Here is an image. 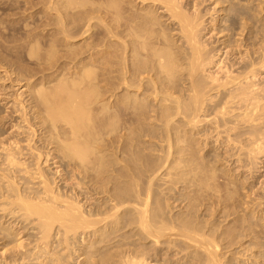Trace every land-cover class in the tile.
Wrapping results in <instances>:
<instances>
[{"label": "bare ground", "instance_id": "1", "mask_svg": "<svg viewBox=\"0 0 264 264\" xmlns=\"http://www.w3.org/2000/svg\"><path fill=\"white\" fill-rule=\"evenodd\" d=\"M263 75L264 0H0V264H264Z\"/></svg>", "mask_w": 264, "mask_h": 264}, {"label": "rangeland", "instance_id": "2", "mask_svg": "<svg viewBox=\"0 0 264 264\" xmlns=\"http://www.w3.org/2000/svg\"><path fill=\"white\" fill-rule=\"evenodd\" d=\"M215 34H216V33H215ZM221 37H222V35H218V36H216L215 38H213V39H214L213 41H217V40H219ZM261 79H262V80L264 79V75L261 77ZM263 84H264V81H263ZM0 85H1V84H0ZM6 85L9 86V83L6 84ZM8 91H9V90H8ZM8 91H7V92H8ZM8 93H9V94H13L12 91H9ZM6 127H8V125H7ZM9 131L12 132L13 130H9ZM11 132H9V133H11ZM9 133H7V134H9ZM219 152H220V153H219ZM218 153L221 154V155H222V153H223V155H224V152L221 153V150L218 151ZM213 154H214V152H213ZM213 154L211 153V155H213ZM223 155H222V156H223ZM224 156H225V155H224ZM233 160H234V163H233ZM233 160H232L233 165H236L237 167H236V166H233L232 164H229L230 166H228V165H227V166H228L230 169H232L233 171L236 170L235 172L232 171V173H235V174H236L237 171H238V173L242 172V173L244 174V176H242V177H240V178H241L242 181H244L245 175H246L247 177L249 176L248 173L246 172L247 170L245 169V170H246V171H245V170L243 169V171H240L239 166H238V162H236L235 159H233ZM235 162H236V164H235ZM231 165H232V166H231ZM234 167H235V168H234ZM236 168H237V169H236ZM234 169H235V170H234ZM241 169H242V168H241ZM262 171H264V169H263ZM259 175H260V173H258L257 176L259 177ZM243 177H244V178H243ZM263 179H264V178H263ZM263 179H261V181H262ZM258 188H259V186H258ZM177 192H178V190H177L175 193H174V192L171 193V194H172L171 196H173V194H174V196H173V199H174V200L171 201L172 203H174L173 201H175L174 204H176V203L178 204V203H179V199H180V197H181V199H182V196H181V195H182V194H181L182 192H178V193H177ZM177 195H178V196L180 195V197H177ZM175 198H176V199H175ZM182 200H183V199H182ZM171 202H170V203H171ZM180 202H181V204L179 203L178 206H179V205H180V206L182 205L181 207H177V204H176V206H175L174 204L171 203L172 206L174 205V206L177 208V209H176V208L173 207V209H175V210H173V211H176V212H174L175 214H177V212H180V209H183V206H185V204H186L184 201H183V202H184V205H183V202H182L181 200H180ZM178 208H179V209H178ZM172 213H173V212H172ZM174 213H173V214H174ZM198 214H200V213H198ZM30 233H32V232H30ZM27 239H28V238H27ZM29 240H30V239H29ZM31 240H32V239H31ZM32 242H33V241H32ZM165 252H166V251H165Z\"/></svg>", "mask_w": 264, "mask_h": 264}]
</instances>
